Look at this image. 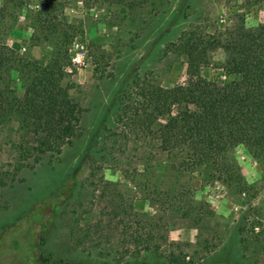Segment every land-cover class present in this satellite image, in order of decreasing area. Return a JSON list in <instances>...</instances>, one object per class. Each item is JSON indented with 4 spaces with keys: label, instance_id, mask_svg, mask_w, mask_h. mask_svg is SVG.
Returning <instances> with one entry per match:
<instances>
[{
    "label": "rangeland",
    "instance_id": "1",
    "mask_svg": "<svg viewBox=\"0 0 264 264\" xmlns=\"http://www.w3.org/2000/svg\"><path fill=\"white\" fill-rule=\"evenodd\" d=\"M38 2L31 0L9 21L12 27L5 37L7 45L32 58L43 50L30 41ZM57 3L60 30L73 34L63 82L80 108L79 131L59 153L19 166L14 150L18 122L0 125V243L19 233L29 217L37 226L41 219L34 213L45 210V222L31 229V255L39 264H264V163L236 148L230 158L244 191L220 182L201 184L195 172L188 180L189 192L175 203L177 210L164 206L151 193L152 186L137 184L143 150L136 138L119 136L114 145L108 140L103 148L99 140L89 147L101 124L106 128L102 136L115 126L114 98L129 76L137 74L141 81L165 88L184 80L186 56L174 43L187 26L222 29L235 12H242L247 26H255L263 19V2ZM212 59L222 61V51H214ZM208 71L212 76L218 72ZM166 162L161 154L153 160L158 190L188 186L186 177L164 167Z\"/></svg>",
    "mask_w": 264,
    "mask_h": 264
},
{
    "label": "trees",
    "instance_id": "2",
    "mask_svg": "<svg viewBox=\"0 0 264 264\" xmlns=\"http://www.w3.org/2000/svg\"><path fill=\"white\" fill-rule=\"evenodd\" d=\"M255 1H262L264 10V0ZM30 2L0 0V125L18 122L19 142L14 150L19 166L36 163L46 153H59L80 125V108L63 82L73 34L60 30L57 0H39L34 10L30 41L42 45L39 58L5 42L12 27L9 21ZM174 46L186 56L184 80L165 88L143 82L137 74L129 76L114 98L115 126L102 136L106 128L101 124L89 146L92 149L100 140L105 148L108 140L114 145L119 136L136 138L143 150L137 184L145 189L152 186L151 193L155 191L171 209L189 192L188 180L195 172L201 184L220 182L243 192L245 185L230 158L236 148L264 163V16L257 25L247 26L242 12H235L222 29L210 32L189 25ZM217 49L223 53L220 62L212 59ZM210 69L218 71L216 76ZM160 154L167 159L164 167L186 177L188 186L158 190L153 160ZM150 177L155 182H149ZM46 215L45 210L34 213L41 219L38 225ZM37 226L29 217L21 222L19 233L3 239L0 264H39L31 255V229Z\"/></svg>",
    "mask_w": 264,
    "mask_h": 264
}]
</instances>
